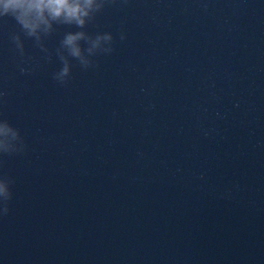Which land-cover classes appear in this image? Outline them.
<instances>
[{"label": "water", "instance_id": "water-1", "mask_svg": "<svg viewBox=\"0 0 264 264\" xmlns=\"http://www.w3.org/2000/svg\"><path fill=\"white\" fill-rule=\"evenodd\" d=\"M54 27L40 46L0 17V264H264V0H106ZM81 30L113 50L61 82Z\"/></svg>", "mask_w": 264, "mask_h": 264}, {"label": "clouds", "instance_id": "clouds-1", "mask_svg": "<svg viewBox=\"0 0 264 264\" xmlns=\"http://www.w3.org/2000/svg\"><path fill=\"white\" fill-rule=\"evenodd\" d=\"M106 4V0H0V17H13L20 25L22 32L29 38H35L40 45L41 36L50 35L55 31L54 25H74L84 29L87 24L95 19ZM18 48L23 51L24 44L20 35L13 37ZM86 42L88 47H82L81 42ZM111 45L113 36L110 33L89 35L86 31L67 32L61 41V48L66 49L67 54L58 49V54L63 62V68L56 74V79L66 82L71 75V61L69 57L79 60L80 64L88 68L92 66L89 57L98 52H111L109 46L102 48V42ZM41 46V45H40ZM12 126L3 121L0 123V133L12 131ZM18 130V129H17ZM19 131V130H18ZM3 142L0 141V146ZM5 153H9L7 149ZM11 181L0 179V205L2 214L7 215L10 211L9 202L12 199Z\"/></svg>", "mask_w": 264, "mask_h": 264}]
</instances>
